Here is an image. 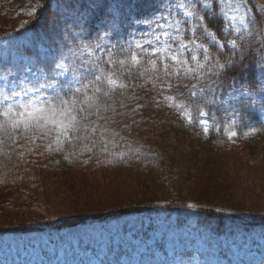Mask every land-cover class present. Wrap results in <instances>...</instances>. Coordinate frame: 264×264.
<instances>
[{"label":"trees","instance_id":"1","mask_svg":"<svg viewBox=\"0 0 264 264\" xmlns=\"http://www.w3.org/2000/svg\"><path fill=\"white\" fill-rule=\"evenodd\" d=\"M248 6L253 22L247 33L228 30L217 8L201 13L225 47L200 40L211 59L196 76H167L158 60L157 70L149 61L122 69L109 62L125 59L128 49L119 50L61 92L64 99L91 98L79 105L87 107L80 114L87 119L67 136L47 129L17 132L10 123L0 128V218L7 221L0 236L58 232L144 212L185 213L219 235L263 223L233 204L230 194L232 160L244 150H264V0H249ZM43 14L51 15L48 3L24 29L37 32ZM232 39L235 48L227 42ZM101 70L115 71L125 87L103 95L108 85L94 81ZM97 86L102 92L93 95ZM77 88L81 92L73 96ZM229 133L241 142H231ZM42 158L50 164L42 166ZM36 169L62 175L57 191L70 197L73 218L44 225L30 220L36 216ZM105 173L114 175L112 183L122 182L121 188H102L96 178ZM186 183L192 194L182 190ZM123 193L130 196L114 200Z\"/></svg>","mask_w":264,"mask_h":264},{"label":"rangeland","instance_id":"2","mask_svg":"<svg viewBox=\"0 0 264 264\" xmlns=\"http://www.w3.org/2000/svg\"><path fill=\"white\" fill-rule=\"evenodd\" d=\"M193 2L198 16L217 8L232 31L228 27L231 22L222 12L228 11L226 0ZM44 3L50 6V17L42 15L37 32L24 29L39 15ZM174 3L175 0H0V90L7 93L51 83L55 87L41 88L39 95L56 101L61 92L79 84L94 65L143 42L150 29L137 21L167 16ZM185 19L189 20L185 28L197 26L195 17ZM252 22L248 6L244 15L246 28L237 24L241 31L235 33H247ZM190 36L191 31L183 33L185 42ZM153 59L156 58L148 56L141 61ZM230 133L231 142H241ZM237 157L230 163L235 184L231 201L264 220V150H244ZM39 162L42 166L50 164L45 158ZM34 174L37 188L31 206L32 216H36L30 220L44 225L73 218L75 207L70 197L57 191L62 175L37 169ZM113 178L105 173L97 175L96 181L104 189L121 188L123 183H112ZM188 189L186 183L182 190L192 194ZM123 196L130 195L123 193L114 200ZM6 223L0 218V227ZM0 264H264V222L248 228L230 227L219 235L185 213L144 212L58 232L2 235Z\"/></svg>","mask_w":264,"mask_h":264},{"label":"snow or ice","instance_id":"3","mask_svg":"<svg viewBox=\"0 0 264 264\" xmlns=\"http://www.w3.org/2000/svg\"><path fill=\"white\" fill-rule=\"evenodd\" d=\"M249 0H226L228 11H223V16L231 23L228 27L239 33L241 31L237 24L244 26V15L248 11ZM208 7L207 4L204 5ZM196 4L193 0H175V3L169 8L167 16L159 18H145L137 21L147 25L150 31L147 33L143 42H136L134 48L129 46L128 55L124 60L109 61L114 64H119L120 68L124 69L126 63L140 64L144 57H155V60L149 61L153 70H157V60L163 66L164 74L171 76L174 74H183L196 76L200 70L206 66L205 62L210 61L211 55L204 43H197L198 40H207L209 44L218 49L225 47L224 43L218 39L215 33L208 30L204 25V17L196 15L193 11ZM244 10L242 13L241 10ZM232 13V14H230ZM179 16V18H177ZM197 20L195 28H185L184 25L189 23L188 19ZM198 29H202L197 35ZM192 32V36L187 38V42L183 37L184 32ZM243 37H241L242 39ZM233 48L237 46L236 39L227 41ZM148 45L149 48H146ZM175 45V47H173ZM99 47V45H97ZM139 50V51H137ZM199 53V56L198 54ZM203 58V62L200 59ZM170 62V63H169ZM99 69V65L96 66ZM217 67H223L217 63ZM128 69H125L127 71ZM148 69H145L147 71ZM123 75V72L120 73ZM119 76L113 71L111 74L104 73L101 70L100 75L94 76V81L106 82L108 91H104L103 95L107 96L109 91H115L117 88H124L123 83H118ZM51 83L33 85L32 87H22L20 90L12 89L4 93L0 90V117L5 118L0 128L5 124H11L12 128L17 132L23 128L25 131L33 129H47L48 131L56 130L60 134L67 136L69 132L74 130L81 120H86V116L80 114L88 111L87 107H79L80 104H89L91 98L84 96L83 99L77 97L76 100L64 99L57 96L56 101H50L39 95L41 88H54ZM88 87V85H85ZM81 92L77 88L73 93L76 96ZM102 92V89L97 86L95 93ZM30 93L37 94L35 97ZM195 95V93H192ZM20 99H17V98ZM27 97V99H23ZM201 115H205L201 113ZM51 126V127H49ZM235 135V133H233Z\"/></svg>","mask_w":264,"mask_h":264},{"label":"bare ground","instance_id":"4","mask_svg":"<svg viewBox=\"0 0 264 264\" xmlns=\"http://www.w3.org/2000/svg\"><path fill=\"white\" fill-rule=\"evenodd\" d=\"M88 23V22H87ZM90 25V24H89ZM83 27V26H82ZM90 28V27H89ZM86 29V28H85ZM87 30H88V28H87Z\"/></svg>","mask_w":264,"mask_h":264}]
</instances>
